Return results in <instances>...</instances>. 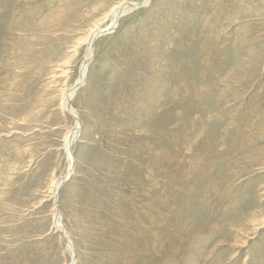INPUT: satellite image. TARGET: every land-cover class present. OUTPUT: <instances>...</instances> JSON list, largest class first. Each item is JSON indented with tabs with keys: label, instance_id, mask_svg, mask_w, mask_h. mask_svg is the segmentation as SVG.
<instances>
[{
	"label": "rangeland",
	"instance_id": "1",
	"mask_svg": "<svg viewBox=\"0 0 264 264\" xmlns=\"http://www.w3.org/2000/svg\"><path fill=\"white\" fill-rule=\"evenodd\" d=\"M123 2L0 0V264H264V0L129 7L56 200Z\"/></svg>",
	"mask_w": 264,
	"mask_h": 264
},
{
	"label": "bare ground",
	"instance_id": "2",
	"mask_svg": "<svg viewBox=\"0 0 264 264\" xmlns=\"http://www.w3.org/2000/svg\"><path fill=\"white\" fill-rule=\"evenodd\" d=\"M149 1L150 0H143L141 6H145L147 3H149ZM138 4L139 3H137V2H123L120 5L116 6L112 10L110 23L107 24V26H105V27L98 28L90 36V39H89V48H88V52H87V55L85 57V60L83 62V67H82L83 70L81 72V76L79 77V79L77 80V82L71 87V89H69V91L67 92V94L65 96V99H64V105L63 106H64L65 110H67V112H69L76 119L75 120L76 121V126L74 127V130L72 131V133L66 138V151H67V156H68V168H67V171L68 170L69 171H68V173L66 172V174L63 175V177L57 182L56 189H55V197H56V194L60 191L63 178H66V176L68 178L70 176V173L72 172V174H73V172H74V169L71 168L72 167V164H73V161L75 162L74 154H73V157H72V153H73V147L72 146L74 145L76 139L79 136L78 134H79V131H80L79 129L81 127V121H80V119H79V117L77 115V112H76L75 108L73 107L72 101L74 100V97L77 94V91H78L77 89L81 88L83 86L82 84L84 83V79H85L84 74H85V69H86V66H87V65H84V63H85V61L92 59L93 52H94L93 51V48L95 47V40L100 36L99 34L102 33L104 30H109L111 28H115L116 25H117V23H118V21H119V18L125 12H127L129 10V7H131V5H134L132 7V9H136V6ZM88 64H89V62H88ZM70 101H71V104H70ZM70 105H71V107H70ZM77 118L79 120H77ZM71 151H72V153H71ZM72 169H73V171H72ZM57 200H58V198H57ZM57 215L58 216H56L57 218L55 220V223H57V226H55V227L61 229L62 233H64V236L66 238V241L69 244V245L67 244L68 250H69V252L72 255V262H70L69 264H73V263H75L77 261V256H76V253H75V249H74V246H73V242L68 237L67 232L64 229L63 225H61L62 222L60 223V220H61L60 219V211L58 212Z\"/></svg>",
	"mask_w": 264,
	"mask_h": 264
},
{
	"label": "water",
	"instance_id": "3",
	"mask_svg": "<svg viewBox=\"0 0 264 264\" xmlns=\"http://www.w3.org/2000/svg\"><path fill=\"white\" fill-rule=\"evenodd\" d=\"M142 5V2H139V4L136 6V8L138 7H140ZM134 5H131V7H133ZM114 30V28H111V29H109V30H104L102 33H100L99 35H103V34H106V33H109V32H111V31H113ZM94 47V46H93ZM93 51L95 52V49L93 48ZM93 52V53H94ZM70 104H71V101H70ZM70 107H71V105H70ZM77 120H79L78 118H77ZM71 153H72V151H71ZM72 157H73V153H72ZM74 167H75V162L73 161V164H72V167L71 168H73L74 169ZM73 169H72V171H73ZM72 176V172L70 173V176L67 178H63V180H62V184H61V188L64 186V184L67 182V180L70 178ZM60 188V189H61ZM58 195H59V192L56 194V200H57V198H58ZM58 212H59V210H58ZM58 229V228H57ZM59 230V229H58ZM60 231V230H59ZM61 233H62V231H60ZM63 235H64V233H62ZM65 237V236H64ZM66 239V238H65ZM75 259V258H74ZM74 264V263H73Z\"/></svg>",
	"mask_w": 264,
	"mask_h": 264
}]
</instances>
